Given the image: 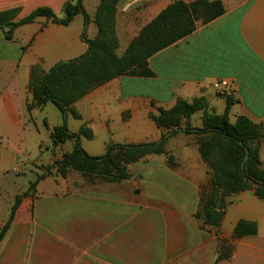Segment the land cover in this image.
<instances>
[{"label": "crops", "instance_id": "1", "mask_svg": "<svg viewBox=\"0 0 264 264\" xmlns=\"http://www.w3.org/2000/svg\"><path fill=\"white\" fill-rule=\"evenodd\" d=\"M77 1L0 0V120L5 118L13 130L27 122L32 69L48 72L87 52L83 34L89 40L97 37L95 15L100 0H83L90 18L87 25L82 15L69 26L39 18L18 27L12 40L5 37L7 26L42 7L63 17L65 4ZM176 1L194 0H120L118 55ZM221 1L222 16L198 23L191 35L150 58L154 77L116 78L74 105L81 115L78 120L92 130L94 138L98 133L123 132L125 144L159 142L163 133L149 118L150 112L170 109L179 99L191 102L201 97L217 114L224 113L227 101L233 100L231 123L246 116L264 127V0ZM224 79L230 88L221 97L213 83ZM45 121L51 128L61 126ZM188 122L192 128L202 127V112ZM4 132L0 129V136ZM200 137L179 132L169 138L165 147L175 166L168 164L165 155L149 156L152 173L143 174L133 190L124 181L42 192V180L37 188L40 203L24 199L1 243L0 264H215L214 249L223 239H232L242 220L255 222L257 234L235 240L230 260L218 264H264V200L253 191L227 198V212L218 229L195 218L202 187L209 180L199 151ZM53 148L69 152L74 141ZM260 159L264 165V141ZM3 217L0 213V227L8 216Z\"/></svg>", "mask_w": 264, "mask_h": 264}, {"label": "trees", "instance_id": "2", "mask_svg": "<svg viewBox=\"0 0 264 264\" xmlns=\"http://www.w3.org/2000/svg\"><path fill=\"white\" fill-rule=\"evenodd\" d=\"M119 2L120 0H100L95 15L97 37L89 40L83 34L88 44L85 54L74 60L60 62L48 72L36 67L32 69L29 84L32 100L27 103L29 112L42 110L48 103H52L65 117L71 113L74 118L81 119L74 105L95 88L123 76L154 77L155 73L149 64L151 57L191 35L198 23L207 24L225 13L221 0H194L189 3L176 1L148 23L131 41L124 54L119 56L116 34ZM79 15L84 17L87 25L90 18L84 9L83 0L65 4L63 17L57 16L49 8H38L24 19L9 24L5 37L12 40L13 32L18 27L34 23L39 18L69 26ZM233 104V100H228L222 114L211 111L204 97L191 102L179 99L170 109L156 108L157 112H150L149 118L158 129L165 131L159 142L124 145L109 142L105 154L98 157L89 155L81 144L82 138H94L89 128L83 126L78 132H71L66 122L51 128L47 121L45 126L50 132L53 147L74 141L72 151L66 152L55 162L58 175L66 179L70 172H78L89 184L127 181L131 178L129 165L152 155L168 156L169 164L173 167L174 158L165 147L167 140L179 132L201 136L199 151L211 177L209 190L201 193L197 216L203 219L204 226L218 229L227 212V198L232 194L253 191L259 199L264 200V165L260 159L264 127L246 116H238L236 122L231 123L229 114ZM152 106L155 107V104ZM199 112H202V127L192 128L187 120ZM247 152L248 159L243 170L242 163ZM50 174L48 171L37 175L24 193L16 195L9 217L0 229V246L24 199L34 198L38 184ZM257 232L255 222L242 220L236 225L232 239L235 241L255 236ZM221 242V247L226 250L228 241ZM234 250L235 244L225 255H218L215 264L230 259Z\"/></svg>", "mask_w": 264, "mask_h": 264}, {"label": "rangeland", "instance_id": "3", "mask_svg": "<svg viewBox=\"0 0 264 264\" xmlns=\"http://www.w3.org/2000/svg\"><path fill=\"white\" fill-rule=\"evenodd\" d=\"M26 112V124L22 127L12 129L10 123L5 118L0 120L1 131H6L0 136V213L5 218L9 217L10 210L14 204V198L18 194L24 193L31 182L35 181L37 175L51 172L44 181L45 184L41 187V191L45 192L55 191L57 188L71 189L73 185L78 186L83 183L90 185L86 179L78 172H70L66 179H62L56 170L55 162L62 158L63 154L68 152L66 149L55 150L50 140L49 132L45 127V120L54 125H63L65 122L69 131L76 132L83 126L82 121L73 118L72 115L64 116L59 109L49 103L43 110H35L30 113ZM162 133L165 131L161 130ZM125 134L118 132L115 134L98 133L94 139L82 138L83 149L91 156H102L106 152L108 142L116 141L119 144L124 145L127 141L124 140ZM6 137H9L6 138ZM10 140V141H9ZM9 141V142H8ZM151 157V156H150ZM168 161V156L165 155ZM153 163L150 158H145L137 163L129 165L131 178L127 180L129 190L135 185V182L145 173H152ZM208 185L202 187V192L209 190V182L211 172L208 168ZM38 188V186H37ZM36 188L34 198L28 197L34 200L36 205L40 203L39 192ZM136 193H140V189H135ZM26 199V198H25ZM199 212V211H198ZM7 217V219H8ZM195 218L203 220L195 214ZM7 219L4 221L6 223ZM2 226L0 227V229ZM203 230V228L201 227ZM209 233L213 232V229L207 230ZM227 249L222 246V242L214 249L216 258L218 255H225L229 250L234 240L223 239ZM225 259L223 261H228ZM195 264V262H193Z\"/></svg>", "mask_w": 264, "mask_h": 264}, {"label": "built area", "instance_id": "4", "mask_svg": "<svg viewBox=\"0 0 264 264\" xmlns=\"http://www.w3.org/2000/svg\"><path fill=\"white\" fill-rule=\"evenodd\" d=\"M213 87L221 97L227 95V90L230 88V82L228 80H217L213 83Z\"/></svg>", "mask_w": 264, "mask_h": 264}, {"label": "water", "instance_id": "5", "mask_svg": "<svg viewBox=\"0 0 264 264\" xmlns=\"http://www.w3.org/2000/svg\"><path fill=\"white\" fill-rule=\"evenodd\" d=\"M247 159H248V152H247L246 157H245V159H244V161L242 163V169L243 170H245V164H246Z\"/></svg>", "mask_w": 264, "mask_h": 264}]
</instances>
